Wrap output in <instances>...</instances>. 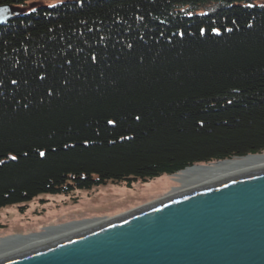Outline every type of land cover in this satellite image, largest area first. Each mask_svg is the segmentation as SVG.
<instances>
[{
  "label": "trees",
  "instance_id": "16d2710c",
  "mask_svg": "<svg viewBox=\"0 0 264 264\" xmlns=\"http://www.w3.org/2000/svg\"><path fill=\"white\" fill-rule=\"evenodd\" d=\"M42 1L0 0V211L264 154V0Z\"/></svg>",
  "mask_w": 264,
  "mask_h": 264
},
{
  "label": "water",
  "instance_id": "95a60500",
  "mask_svg": "<svg viewBox=\"0 0 264 264\" xmlns=\"http://www.w3.org/2000/svg\"><path fill=\"white\" fill-rule=\"evenodd\" d=\"M0 264H264V172Z\"/></svg>",
  "mask_w": 264,
  "mask_h": 264
},
{
  "label": "rangeland",
  "instance_id": "374dc122",
  "mask_svg": "<svg viewBox=\"0 0 264 264\" xmlns=\"http://www.w3.org/2000/svg\"><path fill=\"white\" fill-rule=\"evenodd\" d=\"M60 1L44 0L31 9L46 6L52 7ZM260 4L264 5V2ZM162 182H170L163 186ZM174 182V183H173ZM172 178H161L150 184L139 185L133 190L114 188H101L91 192H83L79 201L71 203L63 198L52 200L46 210L38 204H33L25 215H21L14 207L0 211V240L7 242L0 251L11 249L24 240L43 238L51 232H59L70 228L74 224L90 223L93 220L115 218L132 210L143 208L153 202L164 199L176 190L183 188L184 184L173 185Z\"/></svg>",
  "mask_w": 264,
  "mask_h": 264
},
{
  "label": "bare ground",
  "instance_id": "6f19581e",
  "mask_svg": "<svg viewBox=\"0 0 264 264\" xmlns=\"http://www.w3.org/2000/svg\"><path fill=\"white\" fill-rule=\"evenodd\" d=\"M262 172H264V154L230 163L195 167L176 176L167 177L170 179L172 178V180L175 181V184H184V186L183 188L176 190V193H172L164 199L153 202L143 208L129 211L128 213H124L115 218L110 219L107 217L105 219H97L91 221L90 223L88 222L85 225L74 224L75 226L71 225L70 228H65L59 232L46 234L43 238H33L27 241L20 240L22 242L18 243L15 247L0 251V263L17 259L25 255L50 248L56 244L68 241L69 239H73L82 234L99 230L110 224L116 223L144 210L162 205L174 199L183 198L187 195L213 188L229 181L242 179L244 177L253 176ZM169 184L170 182H162L163 186H167ZM175 184H172V186ZM1 242V244H4L7 242V239H3ZM4 246L5 245H0L1 248Z\"/></svg>",
  "mask_w": 264,
  "mask_h": 264
},
{
  "label": "snow or ice",
  "instance_id": "6c2138e0",
  "mask_svg": "<svg viewBox=\"0 0 264 264\" xmlns=\"http://www.w3.org/2000/svg\"><path fill=\"white\" fill-rule=\"evenodd\" d=\"M249 7H251V5H249ZM249 27H251V25H249ZM229 31H231V30H229ZM202 34H203V31H202ZM216 34H217V35H219V32L217 31V33H216ZM93 60H95V57H93ZM69 63H70V62H69ZM40 79H44V77H43V76H41V77H40ZM12 83H13V84H15V83H17V81L13 80V81H12ZM136 119H137V120H139V119H140V117H139V116H137V117H136ZM108 123H109V124H113V125H114V124H115V121H113V120H109V121H108ZM39 154H40L41 156H44V155H45V153H44V152H40ZM12 159H14V160H15V159H16V157H15V156H13V157H12Z\"/></svg>",
  "mask_w": 264,
  "mask_h": 264
}]
</instances>
